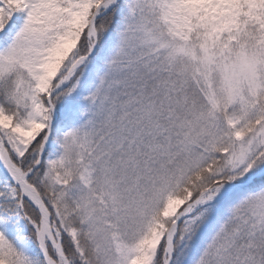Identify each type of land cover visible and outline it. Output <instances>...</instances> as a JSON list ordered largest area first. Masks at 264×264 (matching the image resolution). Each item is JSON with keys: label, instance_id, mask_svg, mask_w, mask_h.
<instances>
[{"label": "snow or ice", "instance_id": "1", "mask_svg": "<svg viewBox=\"0 0 264 264\" xmlns=\"http://www.w3.org/2000/svg\"><path fill=\"white\" fill-rule=\"evenodd\" d=\"M0 264H264V0H0Z\"/></svg>", "mask_w": 264, "mask_h": 264}]
</instances>
